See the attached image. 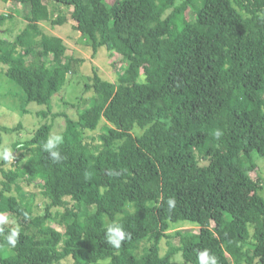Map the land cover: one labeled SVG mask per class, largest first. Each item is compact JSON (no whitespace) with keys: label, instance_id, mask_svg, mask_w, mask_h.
<instances>
[{"label":"trees","instance_id":"1","mask_svg":"<svg viewBox=\"0 0 264 264\" xmlns=\"http://www.w3.org/2000/svg\"><path fill=\"white\" fill-rule=\"evenodd\" d=\"M8 1L31 8L26 29L0 42V63L25 93L24 112L33 103L51 109L45 95L59 94L74 71L75 59L63 61L62 38L40 39L42 24L67 22L54 20L51 7L73 10L93 52H113L125 71L117 82L95 71L86 85L94 104L79 120L64 115L60 163L42 148L50 124L16 144L35 149L21 172L0 160L7 180L0 214L20 222L15 248L0 235V264H177L175 254L161 252L174 235L182 237L181 264H199L204 250L218 264H233L225 252L237 264L243 256L264 264V178L254 177L255 155L264 160V0ZM187 12L193 20L178 18ZM102 123L93 145L87 132ZM3 142L0 132V150ZM21 182L48 190L44 214L12 195L17 186L25 200ZM178 210L198 233H171ZM109 225L128 234L119 250L106 243ZM12 228L4 225L5 234Z\"/></svg>","mask_w":264,"mask_h":264},{"label":"rangeland","instance_id":"2","mask_svg":"<svg viewBox=\"0 0 264 264\" xmlns=\"http://www.w3.org/2000/svg\"><path fill=\"white\" fill-rule=\"evenodd\" d=\"M183 1L179 0L178 4L181 5ZM7 2L8 0H0V16L8 18L4 23L0 21V42L14 41L26 29L28 23V7H19L16 2L12 4H7ZM61 8H64V10L59 11L57 9L55 11L56 9L51 7L53 18L54 20L65 19L67 22L58 27L42 24L40 39L43 36L62 38L67 46V54L63 59L64 63H68L71 59H75L76 63H74L73 74L68 76V81L63 90L57 95H45V98L52 102L51 109L47 106H39L33 103L29 104L26 112H24L25 93L7 77L8 66L0 63V132L4 138L1 150L10 149L14 157V160L10 161L5 167L6 170L21 172L19 169L34 154V147L29 146L26 149L16 148L17 143L24 144L32 140L37 130L44 124L53 125L52 135H60L66 125L64 115H68L74 120H79L81 110L94 104L96 93L93 88H86V85L93 84L96 70L105 81L110 82H117L119 76L125 71L124 64L119 62L113 52L101 47L98 53L95 54L90 41L76 29L77 23L72 16L73 10H67L65 9L67 7L64 6H61ZM183 17L189 20L194 19L192 12L178 15L179 19ZM142 80H144V76H142ZM44 113H47V117L44 116ZM104 125L105 123H102L100 129L95 132H87V139L93 145L100 144V136L103 134ZM3 128L5 129L3 130ZM18 159L21 164H18ZM255 159L258 163V171L254 177L260 174L264 178V160L258 159L256 155ZM4 182H7V180L3 172L0 171V189L4 188ZM20 186L24 191L25 195L23 197H25V200L20 198L17 186L13 187L12 195L18 196L24 205L37 206L38 213L44 214L49 202L47 196H50V194L48 190H43L41 186L29 185L27 182H21ZM237 194L247 198L251 196V193L245 191H238ZM6 216L9 218V222L5 225L20 226L17 218L10 215ZM182 218V213L178 210L176 212V220L178 222L175 225V230H171L172 234H175L174 232L176 231L186 233L188 236L198 233L199 227L185 222ZM54 226L61 230L58 225ZM205 227L211 228L212 225L206 224ZM181 240V236L174 235L165 238L162 243V255L172 252V254H175L173 262L177 264L183 262L182 254L178 251L182 245ZM225 257L232 260L233 264H237L236 259L226 252L222 255V258ZM240 264H247L246 256L240 259Z\"/></svg>","mask_w":264,"mask_h":264},{"label":"clouds","instance_id":"3","mask_svg":"<svg viewBox=\"0 0 264 264\" xmlns=\"http://www.w3.org/2000/svg\"><path fill=\"white\" fill-rule=\"evenodd\" d=\"M147 130V129H145ZM222 133L217 130L214 133L216 139L221 137ZM62 143V137L60 135H52L47 139V142L42 145V148L45 152L48 153L50 159L54 163H60L64 157L59 151V146ZM0 159L5 161H13V152L10 149L0 150ZM111 176H119L120 173L117 171H111L109 173ZM168 210L171 211L175 205L176 201L172 198H169L167 201ZM9 222V218L6 215L0 214V235H3L4 240L8 245L15 248L20 237V228L19 226L14 227L5 234L4 225ZM128 234L123 230L120 225H109L106 230V243L111 245L113 248L119 250L121 248L122 242L125 241ZM199 264H218L217 258L210 254L208 250H204L198 255Z\"/></svg>","mask_w":264,"mask_h":264},{"label":"crops","instance_id":"4","mask_svg":"<svg viewBox=\"0 0 264 264\" xmlns=\"http://www.w3.org/2000/svg\"><path fill=\"white\" fill-rule=\"evenodd\" d=\"M12 3H14V2H12V1H8L7 2V4H12ZM19 4V7H26L27 5H24V4H20V3H18ZM20 5H22V6H20ZM28 7V10H29V13H30V9L31 8H29V6H27ZM11 42V41H10Z\"/></svg>","mask_w":264,"mask_h":264}]
</instances>
